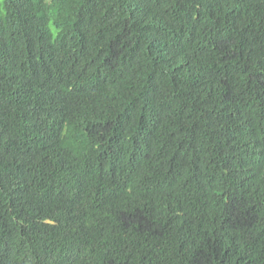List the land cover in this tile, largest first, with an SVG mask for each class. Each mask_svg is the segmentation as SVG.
Wrapping results in <instances>:
<instances>
[{"label":"trees","instance_id":"obj_1","mask_svg":"<svg viewBox=\"0 0 264 264\" xmlns=\"http://www.w3.org/2000/svg\"><path fill=\"white\" fill-rule=\"evenodd\" d=\"M0 264H264V0H0Z\"/></svg>","mask_w":264,"mask_h":264}]
</instances>
